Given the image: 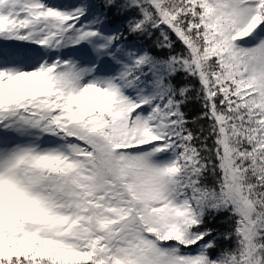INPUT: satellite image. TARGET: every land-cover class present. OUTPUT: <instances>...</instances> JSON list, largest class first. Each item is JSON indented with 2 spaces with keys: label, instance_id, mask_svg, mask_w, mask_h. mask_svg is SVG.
Wrapping results in <instances>:
<instances>
[{
  "label": "snow or ice",
  "instance_id": "snow-or-ice-1",
  "mask_svg": "<svg viewBox=\"0 0 264 264\" xmlns=\"http://www.w3.org/2000/svg\"><path fill=\"white\" fill-rule=\"evenodd\" d=\"M0 264H264V0H0Z\"/></svg>",
  "mask_w": 264,
  "mask_h": 264
},
{
  "label": "trees",
  "instance_id": "trees-1",
  "mask_svg": "<svg viewBox=\"0 0 264 264\" xmlns=\"http://www.w3.org/2000/svg\"><path fill=\"white\" fill-rule=\"evenodd\" d=\"M96 4L99 5L102 3V0H95ZM124 23H125V17H121V16H116L113 13H109V20L107 23V27L109 29H116V28H120L121 30H124ZM128 42L129 43H135L137 46H143V47H147L150 45V41L147 40H137L135 37L133 36H129L128 37ZM160 55H164V53H160ZM178 86L183 84L184 81L180 78L177 77L176 80L174 81ZM185 112L187 113L188 119L189 120H193L195 117H197L200 112H201V108L199 103L192 101L190 102L186 107H185ZM198 123H203V122H198ZM198 123H194V124H190L189 127H191L194 131L197 130L198 128ZM220 219H222L221 217L217 218V221L212 223L210 226L212 227H222L219 223ZM226 242L221 241L222 246L225 245ZM215 255V253H214Z\"/></svg>",
  "mask_w": 264,
  "mask_h": 264
},
{
  "label": "rangeland",
  "instance_id": "rangeland-1",
  "mask_svg": "<svg viewBox=\"0 0 264 264\" xmlns=\"http://www.w3.org/2000/svg\"><path fill=\"white\" fill-rule=\"evenodd\" d=\"M52 2L61 5H75L79 2V0H52ZM91 2L96 4L95 0H91Z\"/></svg>",
  "mask_w": 264,
  "mask_h": 264
}]
</instances>
